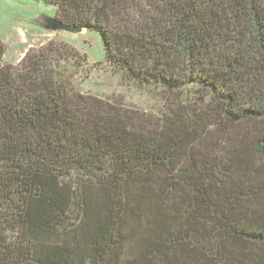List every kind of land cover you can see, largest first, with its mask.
I'll return each mask as SVG.
<instances>
[{"label": "trees", "instance_id": "1", "mask_svg": "<svg viewBox=\"0 0 264 264\" xmlns=\"http://www.w3.org/2000/svg\"><path fill=\"white\" fill-rule=\"evenodd\" d=\"M37 1L166 96L129 111L66 83L64 46L0 44V264H264V0Z\"/></svg>", "mask_w": 264, "mask_h": 264}, {"label": "rangeland", "instance_id": "2", "mask_svg": "<svg viewBox=\"0 0 264 264\" xmlns=\"http://www.w3.org/2000/svg\"><path fill=\"white\" fill-rule=\"evenodd\" d=\"M55 12L53 5L43 1L0 0V44L4 49L2 64L21 69L27 54H35L50 45L64 46L62 51L69 59L63 77L75 91L129 111L159 115L160 100L166 93L141 87L121 77L105 61L99 35L87 30L76 34L63 31L50 33L35 23L42 16L55 17ZM60 65L62 68L63 64ZM193 89L199 90L198 87ZM195 97L192 90L184 91L180 105L193 101Z\"/></svg>", "mask_w": 264, "mask_h": 264}, {"label": "water", "instance_id": "3", "mask_svg": "<svg viewBox=\"0 0 264 264\" xmlns=\"http://www.w3.org/2000/svg\"><path fill=\"white\" fill-rule=\"evenodd\" d=\"M35 23L38 24L44 31L50 33L63 31V32L76 34L84 31V29L81 28L80 26L66 25L55 19V17L42 16L39 19H37Z\"/></svg>", "mask_w": 264, "mask_h": 264}]
</instances>
